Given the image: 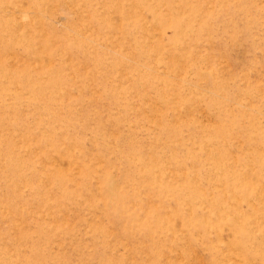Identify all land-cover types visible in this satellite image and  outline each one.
Segmentation results:
<instances>
[{"label":"rangeland","instance_id":"obj_1","mask_svg":"<svg viewBox=\"0 0 264 264\" xmlns=\"http://www.w3.org/2000/svg\"><path fill=\"white\" fill-rule=\"evenodd\" d=\"M0 264H264V0H0Z\"/></svg>","mask_w":264,"mask_h":264}]
</instances>
